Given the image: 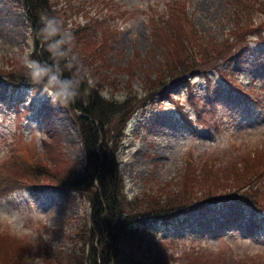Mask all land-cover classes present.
<instances>
[{"label": "rangeland", "instance_id": "rangeland-1", "mask_svg": "<svg viewBox=\"0 0 264 264\" xmlns=\"http://www.w3.org/2000/svg\"><path fill=\"white\" fill-rule=\"evenodd\" d=\"M50 3L58 13L64 9L73 24L67 27L74 36L70 56L79 68L76 77L118 103L112 128L119 140L110 132L108 143L116 149L113 158L129 196L149 193L177 203L209 194L212 188L244 183L249 195L264 198V45L248 41L245 54L231 67L218 64L219 58L212 60L247 34L249 40L251 32L264 34L259 31L264 16L256 6L249 0ZM32 38L19 1L0 0V72H6L0 74V166L13 159L20 164L0 177V261L13 257L18 264H53L70 254L68 234L87 216L86 200L78 192L62 197L47 186L31 188L28 182L67 176L83 156L65 108L35 88L12 91L3 79L13 70L12 76L26 74L25 58L34 59ZM202 58L231 75L228 84L246 90L247 99L229 91L213 67L194 69ZM202 70L215 78L207 89ZM185 71L194 77L172 87L170 80ZM185 114L191 116V126L182 121ZM242 155L247 161L240 172L248 176L236 182L232 173L227 180L230 161ZM242 207L229 202L209 206L206 214L193 212L160 235L181 236L179 240L192 242L221 264H264V225L262 234L251 230L246 236L254 213ZM225 219L232 220L234 232L219 235L218 225ZM183 245L169 242L168 248L178 254ZM42 246L51 252L48 257L37 255Z\"/></svg>", "mask_w": 264, "mask_h": 264}, {"label": "trees", "instance_id": "trees-1", "mask_svg": "<svg viewBox=\"0 0 264 264\" xmlns=\"http://www.w3.org/2000/svg\"><path fill=\"white\" fill-rule=\"evenodd\" d=\"M18 1L31 34H33L32 42L36 43L33 52H31L32 56L34 59L51 62L46 46L36 35V29L40 26V17L42 15L55 16L62 20L66 28H68V24H71V19L69 20L64 9H59L58 13L55 4L53 6L50 0ZM58 5L56 4V6ZM249 5L251 7L256 6L259 13L264 16L262 0H249ZM69 6L68 4L67 10L70 11L71 6ZM245 22L242 21V23ZM71 25L73 26V24ZM257 32L251 33L256 35ZM248 38L247 34L240 42L232 44L230 48L212 60L219 58L218 64L223 62L233 64L239 61L241 54H245L243 52L245 46H249ZM260 38L264 43V35ZM207 44H212V42ZM207 49L208 54H211V48ZM198 62L200 64L193 67L194 69H199L203 65L213 67L229 89L236 91L239 96L246 97V92L240 87L233 88L228 84V79L233 80L231 75L219 72V69L215 65L209 64L210 61L206 58H202ZM75 71L76 68L72 71L65 70L63 74L65 77H70ZM5 73L0 72V74ZM23 73L12 76L16 74V70H13L8 72L3 79L14 87L16 84H23L33 86L35 89L42 88L32 83L27 71L26 74ZM201 73L207 89L208 85L214 82V79L209 82L210 79L205 75L204 70ZM189 75H193L191 71L188 74L186 71L181 74L177 73V76L170 80L171 86L179 87L185 79H188ZM17 77L20 78V81L16 80ZM58 104L67 110L71 121L75 124L83 159L81 163L73 165L67 176L53 177L52 182H28V186L46 185L62 197L66 193H81L86 200L87 216L81 217V222L76 225V230L68 234L69 245L72 247L70 254L64 256V260H61L60 263L53 264H63L64 262L65 264H184L183 258L187 259L188 262L200 261L201 264H221L214 255L212 258L192 242L186 244L179 240L178 238L181 236H174V238L170 235H160V233L165 232L166 228L173 223L180 226L188 220L193 212L203 215L206 214L209 206L225 205L227 202L241 204L244 210L254 213L255 222L251 228L246 229V236H249L251 230L253 233L262 234L260 226L264 225V198L260 199L258 195H249L242 187L244 183H236L234 188L226 190H223L222 187L212 188L208 191L209 194L195 199H183L177 203L148 197L149 193L129 196L124 190V183L118 175V165L113 158L116 149L109 144L111 133H116V136L119 135L112 128L116 119L113 114L119 109L118 103L105 98L101 92L89 88L85 80L80 81L75 102ZM118 140L117 136V142ZM249 157H254V154ZM244 161H247L246 155L230 161V170L224 174L225 178H229L232 173L237 176L236 182L246 178L248 174L240 172ZM9 167L17 170L20 164L13 159L6 165L0 166V177ZM260 170L259 167L256 173ZM211 184L209 183V185ZM262 192L264 193V186ZM218 226L221 231L217 233L219 235L224 234L225 231L234 232L232 220L225 219ZM13 239L23 241L22 236H15ZM169 242L174 246L182 242L184 244L183 249L178 254L169 251ZM49 246L47 244L48 250L53 252ZM16 249L22 250L21 247ZM48 250L43 249L42 246L37 251V255H41L42 252V256L48 257V254L51 253ZM43 261L46 262V260ZM0 264H18V261H14L11 257L8 260L2 259Z\"/></svg>", "mask_w": 264, "mask_h": 264}, {"label": "clouds", "instance_id": "clouds-1", "mask_svg": "<svg viewBox=\"0 0 264 264\" xmlns=\"http://www.w3.org/2000/svg\"><path fill=\"white\" fill-rule=\"evenodd\" d=\"M36 35L46 46L51 62L25 58L24 66L29 79L34 85L41 86L54 103L75 102L80 80L75 73L70 77L63 74L65 70L72 71L74 68L79 72L74 63L75 57L70 56L74 46L72 32L57 17L42 15Z\"/></svg>", "mask_w": 264, "mask_h": 264}]
</instances>
